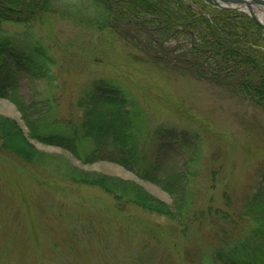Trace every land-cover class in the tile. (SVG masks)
<instances>
[{"label": "trees", "instance_id": "trees-1", "mask_svg": "<svg viewBox=\"0 0 264 264\" xmlns=\"http://www.w3.org/2000/svg\"><path fill=\"white\" fill-rule=\"evenodd\" d=\"M56 16L90 26L100 35L111 34L113 43L122 37L154 71L190 74L224 86L264 111L260 26L248 15L218 9L208 0H0V98L16 107L27 129L0 114V147L31 164L44 156L31 140L58 146L82 163L114 162L159 187L172 203L113 176L78 170L74 181L103 189L119 204L174 221L184 251L203 250L204 256L192 264H204L203 258L208 264H264V181L259 179L241 202H233L225 186L222 205L212 200L213 194L205 201L206 194L196 189L201 141L170 127L155 126L147 133L139 123V103L130 93L138 86L117 63L112 62L117 70L113 77L94 79L78 96L79 119L56 116L57 62L32 31L35 24ZM4 24L24 30L12 32ZM112 49L110 57L117 52ZM41 81L50 86L44 111L38 110L35 97L25 94L36 91ZM144 134L151 137L152 150L141 140ZM173 151L183 152L181 163L169 164ZM217 173L211 170V183ZM8 251L0 249V262L10 256Z\"/></svg>", "mask_w": 264, "mask_h": 264}, {"label": "rangeland", "instance_id": "rangeland-1", "mask_svg": "<svg viewBox=\"0 0 264 264\" xmlns=\"http://www.w3.org/2000/svg\"><path fill=\"white\" fill-rule=\"evenodd\" d=\"M3 26L12 32L24 30ZM89 27L56 16L32 29L57 62V117L76 120L81 112L78 96L94 79L113 77L117 70L112 62L117 63L138 86L130 93L139 103V123L147 133L155 126L170 127L201 141L196 189L206 194L205 201L213 194L212 200L222 205L225 186L233 202H241L259 179L264 181L263 110L213 82L154 71L137 57L141 52L134 44L117 36L113 43L111 34L100 35ZM114 46L117 52L110 57ZM132 55L135 61L129 59ZM49 89L41 81L36 91L25 94L35 97L38 110L44 111ZM0 114L15 119L27 132L9 100L0 98ZM141 140L152 150L148 134ZM31 143L44 153L38 164L0 147V249L10 253L0 264H192L204 256L200 248L184 251L174 221L130 203L119 204L103 189L75 182L74 176L78 170L113 176L171 204L170 196L156 185L114 162L82 163L58 146ZM173 152L169 164L181 163L183 152ZM211 170L218 171L214 183L209 180Z\"/></svg>", "mask_w": 264, "mask_h": 264}, {"label": "water", "instance_id": "water-1", "mask_svg": "<svg viewBox=\"0 0 264 264\" xmlns=\"http://www.w3.org/2000/svg\"><path fill=\"white\" fill-rule=\"evenodd\" d=\"M221 9H235L248 13L264 31V0H210Z\"/></svg>", "mask_w": 264, "mask_h": 264}]
</instances>
